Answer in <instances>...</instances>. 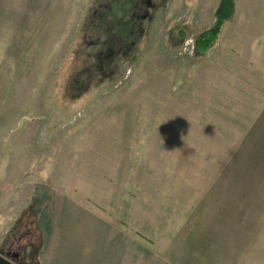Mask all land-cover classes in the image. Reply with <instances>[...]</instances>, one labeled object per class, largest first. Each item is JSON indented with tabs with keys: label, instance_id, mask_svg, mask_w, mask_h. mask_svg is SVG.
Returning a JSON list of instances; mask_svg holds the SVG:
<instances>
[{
	"label": "rangeland",
	"instance_id": "obj_1",
	"mask_svg": "<svg viewBox=\"0 0 264 264\" xmlns=\"http://www.w3.org/2000/svg\"><path fill=\"white\" fill-rule=\"evenodd\" d=\"M146 1L0 0V256L264 264V0Z\"/></svg>",
	"mask_w": 264,
	"mask_h": 264
},
{
	"label": "trees",
	"instance_id": "obj_2",
	"mask_svg": "<svg viewBox=\"0 0 264 264\" xmlns=\"http://www.w3.org/2000/svg\"><path fill=\"white\" fill-rule=\"evenodd\" d=\"M224 18L219 17L215 26L205 30L196 41V53L199 56L205 55L215 45L218 35L223 27Z\"/></svg>",
	"mask_w": 264,
	"mask_h": 264
},
{
	"label": "water",
	"instance_id": "obj_3",
	"mask_svg": "<svg viewBox=\"0 0 264 264\" xmlns=\"http://www.w3.org/2000/svg\"><path fill=\"white\" fill-rule=\"evenodd\" d=\"M0 264H18L15 260L8 259L4 256H0Z\"/></svg>",
	"mask_w": 264,
	"mask_h": 264
},
{
	"label": "flooded vegetation",
	"instance_id": "obj_4",
	"mask_svg": "<svg viewBox=\"0 0 264 264\" xmlns=\"http://www.w3.org/2000/svg\"><path fill=\"white\" fill-rule=\"evenodd\" d=\"M146 2H147V4H148L150 7L153 5V3L151 2V0H147ZM12 256H13V258H14V257H16V256H18V255H17V254H13Z\"/></svg>",
	"mask_w": 264,
	"mask_h": 264
},
{
	"label": "crops",
	"instance_id": "obj_5",
	"mask_svg": "<svg viewBox=\"0 0 264 264\" xmlns=\"http://www.w3.org/2000/svg\"><path fill=\"white\" fill-rule=\"evenodd\" d=\"M1 188H2V184H1V180H0V191H1ZM51 257H52V255H51ZM55 259L57 260V255L55 256Z\"/></svg>",
	"mask_w": 264,
	"mask_h": 264
}]
</instances>
